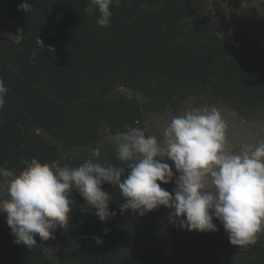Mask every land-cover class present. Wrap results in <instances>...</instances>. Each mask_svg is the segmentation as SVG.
I'll return each instance as SVG.
<instances>
[{"label": "trees", "instance_id": "trees-1", "mask_svg": "<svg viewBox=\"0 0 264 264\" xmlns=\"http://www.w3.org/2000/svg\"><path fill=\"white\" fill-rule=\"evenodd\" d=\"M23 2L0 0V33L20 29L17 40L0 38V167L19 172L32 158L75 167L96 148L98 162L126 167L110 139L124 125L145 130L152 116L204 106L264 125V42L223 30L203 0H121L108 27L85 11L89 0H27L31 13L18 10ZM102 188L114 217L100 221L73 191L69 224L30 249L0 213V264H264V232L241 249L217 220L218 231L202 233L175 226L163 206L120 214L119 189ZM46 244L62 257L49 258Z\"/></svg>", "mask_w": 264, "mask_h": 264}, {"label": "clouds", "instance_id": "clouds-1", "mask_svg": "<svg viewBox=\"0 0 264 264\" xmlns=\"http://www.w3.org/2000/svg\"><path fill=\"white\" fill-rule=\"evenodd\" d=\"M120 4L121 0H89L85 11L89 15L98 11V26L108 27L111 8ZM33 5L24 0L17 8L31 13ZM7 92L0 78V109ZM124 127L125 132L110 139L116 158L126 167L98 162L99 148L75 167L36 158L22 159L19 172L0 167V213L6 214L14 243L30 249L37 246V237L54 238L57 228L69 224L73 191L91 205L100 221L114 217L117 213L109 209L112 197L102 188L105 183L118 188L124 198L120 214L131 210L143 216L163 206L171 210L170 221L180 229L216 232L217 220L232 245L247 249L257 243L264 232V142L234 152L228 124L215 107L172 117L163 140L143 129ZM165 160L173 162L175 172ZM126 169L130 171L122 181ZM172 182V193L161 187ZM93 239L103 243L100 236Z\"/></svg>", "mask_w": 264, "mask_h": 264}, {"label": "rangeland", "instance_id": "rangeland-1", "mask_svg": "<svg viewBox=\"0 0 264 264\" xmlns=\"http://www.w3.org/2000/svg\"><path fill=\"white\" fill-rule=\"evenodd\" d=\"M208 8L215 13L223 30L237 29L247 36L260 39L264 42V28L259 24L260 16L264 13V0H203ZM20 36V29L14 25L10 30L0 33V38L17 40ZM127 95H133L129 90L122 89ZM213 106H204L195 109H205ZM217 108L228 124L229 146L234 152H240L247 145H256L264 142V125L259 123L246 122L234 112ZM194 109V108H193ZM191 110V109H189ZM185 111L152 116L145 124V131L148 135H155L158 140H163V132L171 118L179 116ZM175 172L174 164L165 160ZM178 176L179 173H176ZM45 254L51 259H59L63 250L59 247L46 244Z\"/></svg>", "mask_w": 264, "mask_h": 264}]
</instances>
